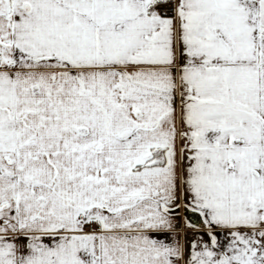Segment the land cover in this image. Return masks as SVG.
<instances>
[{
	"label": "crops",
	"instance_id": "crops-1",
	"mask_svg": "<svg viewBox=\"0 0 264 264\" xmlns=\"http://www.w3.org/2000/svg\"><path fill=\"white\" fill-rule=\"evenodd\" d=\"M158 1L0 0V264H264V0Z\"/></svg>",
	"mask_w": 264,
	"mask_h": 264
},
{
	"label": "built area",
	"instance_id": "built-area-1",
	"mask_svg": "<svg viewBox=\"0 0 264 264\" xmlns=\"http://www.w3.org/2000/svg\"><path fill=\"white\" fill-rule=\"evenodd\" d=\"M152 10L166 17H171L176 13V3L174 0L158 1L152 5ZM2 67L0 63V68ZM81 228L83 233H93L97 231V221L93 218L82 217Z\"/></svg>",
	"mask_w": 264,
	"mask_h": 264
},
{
	"label": "water",
	"instance_id": "water-1",
	"mask_svg": "<svg viewBox=\"0 0 264 264\" xmlns=\"http://www.w3.org/2000/svg\"><path fill=\"white\" fill-rule=\"evenodd\" d=\"M168 212L171 215H176V214L180 213L182 219L190 226L197 227V228H199V227L203 228L204 227V225L200 219L199 213L196 211L190 210L186 207H182L179 210V207H176V208H174Z\"/></svg>",
	"mask_w": 264,
	"mask_h": 264
},
{
	"label": "flooded vegetation",
	"instance_id": "flooded-vegetation-1",
	"mask_svg": "<svg viewBox=\"0 0 264 264\" xmlns=\"http://www.w3.org/2000/svg\"><path fill=\"white\" fill-rule=\"evenodd\" d=\"M176 207H179V210L182 208V207H180V206H175V207L173 206V208H172V209H174V208H176ZM172 209H171V210H172ZM175 216H178V217H180V218L182 219V217H181L180 213H179V214H176Z\"/></svg>",
	"mask_w": 264,
	"mask_h": 264
}]
</instances>
